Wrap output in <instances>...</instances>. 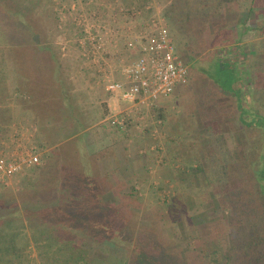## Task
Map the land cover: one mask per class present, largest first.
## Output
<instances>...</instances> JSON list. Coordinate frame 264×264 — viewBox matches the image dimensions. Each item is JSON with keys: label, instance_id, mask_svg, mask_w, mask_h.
Masks as SVG:
<instances>
[{"label": "rangeland", "instance_id": "rangeland-1", "mask_svg": "<svg viewBox=\"0 0 264 264\" xmlns=\"http://www.w3.org/2000/svg\"><path fill=\"white\" fill-rule=\"evenodd\" d=\"M181 1L0 0V32L5 33L0 37V154L15 157L28 152L39 158L38 165L0 183V211L16 217L21 214L22 206L16 210L13 202L18 197L27 199V190L22 187L26 174H34L40 184L54 181L64 161L93 150L94 134L105 133V122L117 129L130 122L128 119L124 127L110 125V115L99 103L105 97L99 67L109 69L114 77L121 60L127 59L124 39L114 38L115 48L104 46L95 65L83 57L79 47V40L85 37L83 21L94 24L102 41L122 24L143 31L151 22H162L187 69L186 84L170 96L175 117H186L190 128H201H191L183 138L186 140L178 141L181 144L165 143L160 136L167 116L164 109L152 108L154 124L149 115L147 126H142L144 122L133 124L142 126L138 136L146 144L140 151L150 159L152 169L146 171L143 187L126 199L127 206L106 201L90 206L92 203L84 202V206L98 209L99 216L104 213L103 219L99 223L74 217L76 226L84 227L91 237L86 239V234L82 236L81 230L75 229L79 240L74 243L70 236H64L59 246L45 240L42 227L33 235L37 229H27L24 221L25 228L8 230L16 235L13 239L20 251L16 264H45L39 258L38 243L41 247L50 245L60 264H264V185L258 188L254 178L264 158V131L247 129L239 122L235 98L229 93L239 90L235 83L240 78L233 66L219 59L238 51L226 44L223 35L232 32L234 41L235 29L241 25L251 28L238 33L247 51L257 53L261 42L264 46V19H260L264 17V0ZM238 1L240 12L235 8L226 11ZM249 8L253 14L247 13ZM254 14L260 17L254 19ZM29 49L31 58L42 63L40 71L47 79L51 80L55 70L61 77L63 87L54 86L46 106L35 104L38 98L32 96H38L37 86L25 88L20 82L23 78L29 82ZM231 59H227L229 65L233 64ZM255 74L254 79H258L256 70ZM63 89L68 93L66 99L58 91ZM252 89L243 94L251 98ZM252 101L264 105L258 91ZM242 107L249 109L246 104ZM83 117H90V121L85 120L80 128L74 126L73 122ZM105 117L107 120L101 121ZM39 123L44 127L36 130ZM182 127L188 128L186 123ZM85 129H93L90 136L71 139ZM82 160L65 162L62 167L68 170L61 171V183H72L71 177L77 178L79 169L86 174L89 163ZM96 178V170L86 177L88 188L81 192L83 198H101L98 188L90 187L96 185ZM97 227L105 243L111 240L109 246L97 245Z\"/></svg>", "mask_w": 264, "mask_h": 264}, {"label": "trees", "instance_id": "trees-1", "mask_svg": "<svg viewBox=\"0 0 264 264\" xmlns=\"http://www.w3.org/2000/svg\"><path fill=\"white\" fill-rule=\"evenodd\" d=\"M140 1V0H139ZM179 0H174L175 4L178 3ZM181 2L184 3V0ZM187 2V1H186ZM253 3V2H252ZM126 4V3H125ZM129 4V3H128ZM252 6V4H251ZM235 8V9H234ZM232 9L239 11L241 10V5L239 1L235 4V6H228L226 8V11L229 12ZM247 13L253 14L252 9L249 8ZM264 14V12H262ZM255 17L254 19H257L258 14H254ZM260 19H264V17H260ZM240 27V26H239ZM238 28V27H237ZM251 28L246 25V27H241L234 32V41L231 40L232 37V32H226V36L223 35L226 38V44H232L236 48L235 52L228 53L224 57H219L223 58L220 59L222 63H226L227 66H233L235 69L237 75H238V81H236V85L239 87V90L237 92H230L229 94L235 98V104H236V109L238 113V120L239 122L247 129H251L252 127L255 128L257 131L259 130L260 133L264 131V105H258L256 102L252 101V98L256 95L257 91L259 94V97H264V91H261L260 89L264 88V46H262V42L260 45L257 47V53L256 51L250 50L247 51L246 44H240L239 42V31L242 30L248 31ZM228 33V34H227ZM1 34L5 36V33L0 32V37ZM219 38V37H218ZM1 39V38H0ZM264 45V43H263ZM263 47V49H262ZM30 48V47H29ZM42 50V49H41ZM43 51V50H42ZM233 59V64L229 65V62L227 61L230 60V57ZM256 56V57H255ZM32 54H31V49L27 51V59L29 60L27 63V77H30L28 79H21L20 82L24 83V87L27 88V85L29 88L33 86H37V92L38 96H36V101L39 99L42 101V104L46 106V100L49 92L54 91V86L58 88L57 86L62 85L61 77L57 75V70H55V74L52 72L51 75V80L47 79L46 73L43 74L40 70L42 69V63L39 62V64L36 63L38 59H32ZM231 59V60H232ZM29 67V68H28ZM14 69V68H13ZM255 70L257 72L258 79H254L256 74ZM45 71V70H44ZM17 75H23L22 73H17ZM24 76V75H23ZM263 79V80H262ZM46 81V82H45ZM48 81V82H47ZM261 86H259V84ZM252 87V93H251V98L249 96H246L243 94V92H246L249 90V88ZM32 90V89H31ZM50 90V91H49ZM61 93L62 99H66L68 96L66 90H58ZM238 96V97H237ZM39 100V101H40ZM239 100H243V102H239ZM246 102V103H245ZM63 103H65V100H63ZM249 109H243V105H245ZM258 110L257 113L253 112L251 109L253 106ZM67 118H69L67 116ZM259 118L262 119V122H260ZM245 120H247V123H245ZM258 124L260 126H258ZM252 128V129H253ZM79 147V146H78ZM77 148V147H76ZM80 148V147H79ZM80 150V149H77ZM77 156L75 155L71 160L67 159V161H72L75 158L77 159ZM262 162V163H261ZM259 169L255 171V181L256 184L259 186L264 185V158L261 160ZM65 164V163H64ZM64 164H61L59 168V172L56 173L58 175H61L62 172L65 169L68 170L66 167H62ZM28 170V169H26ZM33 176H30L29 174L24 176V181L25 185L22 184V187H25V190H27V199H23L21 201L20 197H18L19 200H15L13 202V206L17 210V208L21 207V214L16 217V215H11L8 213H5L3 211H0V242L3 245V248L0 249V263L4 264H16L18 260L20 259V251L18 249L17 243H15L13 237V233H10L8 230L10 229H16L19 227L25 228L24 221L27 222V229L35 228L37 230L33 231V235L38 232V229L40 227L43 228V231L41 233H45L46 237L45 240L49 242H54L56 241L57 245L59 246L61 244V240L64 236H70L72 241L75 243L76 239L77 241L79 240L77 236V231L75 229H80L83 234H86L85 236L86 239L90 238L85 231L84 227L76 226L78 223H75L73 221V218L78 216V217H86L90 219V222H101L103 219V215L100 214L99 216L96 211L98 209H92L90 206H97V204L101 203L102 201L100 200L99 197L95 198V200H90L88 198H83L81 196L82 191H86V188H88L86 183L88 179L82 178L81 174H78L77 178L72 179V183L68 185H64V183H61V176L54 179V181H49L48 183L45 182L41 183L37 180V177H35L34 174ZM27 186V187H26ZM90 187H96L95 185H91ZM227 187L229 188L230 186L227 184ZM261 191V190H260ZM262 192V191H261ZM75 193V194H74ZM74 195V196H73ZM61 199V201H60ZM77 203H75V202ZM84 202H90L92 203L90 206L87 207L84 206ZM90 211H94L93 213ZM115 213V211H112ZM31 213L33 216L31 217ZM96 216V217H94ZM40 221L43 223H40ZM65 221V222H63ZM47 232V233H46ZM97 239V245L98 246H109L111 243V240H107L106 243L101 239L102 232L100 229L97 227V231L95 233ZM75 240V241H74ZM42 245V244H41ZM41 245L38 243L37 244V250H38V255L39 258L45 261V264H60V260L55 257L53 252H51L50 245ZM42 248V249H40ZM40 249V250H39ZM46 249V250H45ZM81 256V255H80ZM79 256V257H80ZM131 261H133V258L131 256L128 257ZM167 262L170 263V261L167 260ZM171 264V263H170Z\"/></svg>", "mask_w": 264, "mask_h": 264}, {"label": "built area", "instance_id": "built-area-1", "mask_svg": "<svg viewBox=\"0 0 264 264\" xmlns=\"http://www.w3.org/2000/svg\"><path fill=\"white\" fill-rule=\"evenodd\" d=\"M123 14V10L120 9ZM84 38L79 40L83 57L99 64L98 53H103L104 46L112 44L116 37L124 39V48L128 52L126 61L121 60L118 70L112 76V72L105 67H99L104 91L117 97L129 108H150L161 97L173 93L187 82L186 66L180 61L175 46L171 40L166 26L160 22H151L143 31H135L127 24L120 25L102 39L94 24L83 21ZM108 45V46H107ZM118 77V78H116ZM125 111L112 115L109 118L110 125L124 127L129 119ZM39 158L28 152L18 156L5 157L0 154V183L21 173L24 168L36 166Z\"/></svg>", "mask_w": 264, "mask_h": 264}, {"label": "crops", "instance_id": "crops-1", "mask_svg": "<svg viewBox=\"0 0 264 264\" xmlns=\"http://www.w3.org/2000/svg\"><path fill=\"white\" fill-rule=\"evenodd\" d=\"M28 62L29 60L27 59V63ZM28 64L29 66L31 65L30 63ZM174 92H176V89L171 94H174ZM104 94V100L99 101V103L102 104L103 108L106 110V115L108 114L110 115L109 117H111L112 115H115L122 110H126V114H129L130 122L126 127L117 129L109 126V124L105 122V120H107V116L103 118L101 121H104L106 124L105 126H102L106 128L105 133H95L93 137L95 139V142H91L93 150H91L90 152H88L87 150L85 152L83 151V154L79 155L77 159L75 158L74 160L80 163L79 161L83 159V162L86 160L89 163V165L87 166L88 171L86 170V174H82L83 170L79 169V173H81L82 178H88V176L92 175L93 171L95 174L96 170L97 178L95 179L94 183H96L95 186L102 193L101 198L99 195L101 201L119 204L123 203V205L127 206L126 203L128 201H126V199L130 198L129 195H131L133 190H139L143 187V179L146 175V171L148 172L150 171V169H152V165L149 164V162H151L150 159L141 155L143 154V151H140L141 147L146 143H142L141 138L138 136L139 128H142V126H147L146 117L148 115L151 119V124H154L153 121L155 120V117L151 113L152 108L158 107V111L164 109L163 113L167 116L164 123L166 124L164 127L165 129L163 128L165 132L162 133V136H160V138H162L165 143L170 142L171 145H174L178 141L183 142L184 140H186L183 138L188 136L189 130L191 128L193 130L197 129L198 131L201 128L198 129L197 127L192 126L190 128L188 119L186 117L185 119H177L175 117L176 109L173 105L174 102L171 101V94L165 97H161L150 108L142 107L139 108V110L129 108L126 103H123L115 96L108 95L106 92ZM32 97L36 98V95H33ZM35 102L36 105H42L41 101L35 100ZM90 106L91 105H89V107ZM166 106L168 108L167 111ZM79 111L80 109L77 110V112ZM85 120L90 121V117H83L82 120H75L73 122L74 126H76L77 128L83 127V124H85ZM141 122H144L142 126L133 125L135 123L141 124ZM158 122L160 123V121ZM185 123L188 128L184 130L182 124L184 125ZM43 127L44 125L39 123V126L36 128V130H41ZM89 130L85 129L83 132L72 136L71 139H74L81 134V136H83L84 134L89 135L88 133L92 132L93 129ZM156 138H158V136ZM200 138H203L201 134ZM79 151L82 152L81 150ZM73 163L75 164L76 162ZM59 176L61 175L57 174L54 178L58 179ZM140 195H142V193H140Z\"/></svg>", "mask_w": 264, "mask_h": 264}]
</instances>
